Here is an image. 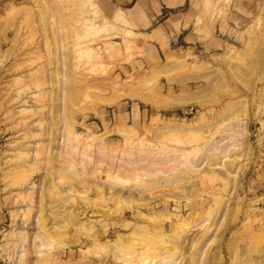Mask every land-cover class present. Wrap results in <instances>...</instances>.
Listing matches in <instances>:
<instances>
[{
  "label": "rangeland",
  "instance_id": "rangeland-1",
  "mask_svg": "<svg viewBox=\"0 0 264 264\" xmlns=\"http://www.w3.org/2000/svg\"><path fill=\"white\" fill-rule=\"evenodd\" d=\"M180 2L0 0V264H264V0Z\"/></svg>",
  "mask_w": 264,
  "mask_h": 264
},
{
  "label": "crops",
  "instance_id": "crops-1",
  "mask_svg": "<svg viewBox=\"0 0 264 264\" xmlns=\"http://www.w3.org/2000/svg\"><path fill=\"white\" fill-rule=\"evenodd\" d=\"M112 3L131 16V20L143 23L144 27L152 26V21L161 17L162 10L174 9L180 0H112ZM171 14V13H170Z\"/></svg>",
  "mask_w": 264,
  "mask_h": 264
}]
</instances>
